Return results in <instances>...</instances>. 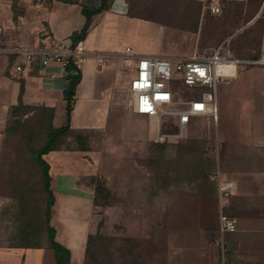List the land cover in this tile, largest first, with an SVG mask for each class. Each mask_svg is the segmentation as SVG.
Returning <instances> with one entry per match:
<instances>
[{"label": "crops", "instance_id": "0c3cea01", "mask_svg": "<svg viewBox=\"0 0 264 264\" xmlns=\"http://www.w3.org/2000/svg\"><path fill=\"white\" fill-rule=\"evenodd\" d=\"M101 4L102 0H0V141L4 139L10 111L20 103L21 96L24 103L52 109L55 127L66 125L65 94L75 76L58 63L44 66L34 62L16 77L11 73L16 59L12 49L51 47L54 39H61L67 46L83 41L87 53L73 101L71 128L107 132L106 180L111 194L108 220L110 232L113 227L115 234L121 209L124 208V223L128 221L127 207H144L143 213L148 212V201H143L139 192H147L149 185L157 183L158 175H163L164 152L154 142L158 120L131 108L130 84L137 62L134 54L141 53L132 49L134 54H129V45L118 51L123 27L143 18L130 14L127 0H109L107 9L92 16L86 36L74 42L73 35L87 22L84 8L97 9ZM250 78L242 73L239 80L222 84L220 118L216 123L207 115L197 116L184 136L172 141V172L188 177H179L155 200L163 216L161 228L166 222L171 264H220L219 181L234 184L230 204L259 208L264 198V103L260 102L261 88L249 83ZM44 157L51 165L55 193L51 225L56 229V239L71 250L69 264H84L88 238L98 233L101 225L100 214H95L94 209L95 187L86 179L91 174L105 175V166L99 162L95 170H88L85 151L79 149H56ZM204 172L213 174L211 183L192 178ZM232 216L242 223L251 222L253 226L246 230L256 228L254 215H241L238 210ZM0 264L58 261L55 249L47 242L0 245Z\"/></svg>", "mask_w": 264, "mask_h": 264}, {"label": "rangeland", "instance_id": "374dc122", "mask_svg": "<svg viewBox=\"0 0 264 264\" xmlns=\"http://www.w3.org/2000/svg\"><path fill=\"white\" fill-rule=\"evenodd\" d=\"M127 2L130 14L143 19L133 20L123 27L124 33L118 39V51L122 52L129 45L136 53L184 57L205 53L214 46L225 43L231 49L233 59L240 60L237 65L227 66L232 72L227 82L239 80L242 73H247L251 77L249 83L261 88L260 102L264 103V66L245 62L258 59L262 51L264 0ZM213 5H218L220 12H214ZM221 52L225 53L224 50ZM72 72L78 74L76 69ZM238 74L240 75L237 77ZM130 77L129 74L127 78ZM222 84L224 83H220L218 88L219 108ZM175 86L176 98H187L194 92L180 79ZM15 107L9 114V127L4 139L0 141V245H42L49 242L50 194L44 189L42 166L37 163L35 153L47 142L48 131L53 122V110L45 105L24 103L23 100ZM141 115L157 119L148 114ZM207 116L212 122H217L212 116ZM162 121L165 133L173 130L172 124H178L177 116L173 115H164ZM78 134L80 135L73 132L63 134L59 137L57 147H88L85 158L90 168L87 169L95 170L99 162L105 166V177H91V174L86 179L97 187L94 209L95 214H100L101 225L99 232L88 238L84 264H171V246L166 222L161 228L163 216L160 217V208L155 202L161 197V191H140L141 199L148 201L146 215L143 213L144 207H127L128 221L124 223V208L121 209L117 232L114 234L112 227L111 233L108 220L111 194L109 196L106 180L107 132L89 129ZM162 145L165 154L163 175L166 189L178 179L172 177L171 144ZM196 177L198 176H192L194 179ZM130 195L132 198V192ZM263 204L264 198H261L260 209L248 208L244 212L247 216L254 215L257 224L253 230L245 229L253 226L251 222L242 223L238 217L228 214L237 222V231L227 235L230 240L226 245L231 250L235 264H264ZM131 215L133 220H130ZM256 216L258 217L255 218ZM217 244L219 246L218 242ZM224 253L225 251L220 252V264L226 263L229 257L228 253Z\"/></svg>", "mask_w": 264, "mask_h": 264}, {"label": "built area", "instance_id": "2783aa9c", "mask_svg": "<svg viewBox=\"0 0 264 264\" xmlns=\"http://www.w3.org/2000/svg\"><path fill=\"white\" fill-rule=\"evenodd\" d=\"M214 12H220L218 5H213ZM1 35V28H0ZM224 50L225 53H222ZM16 59L11 66V73L18 77L29 65L41 62L44 66L52 62L60 64L64 69L82 68L86 59V47L83 41L67 46L61 39H54L51 47L19 46L12 49ZM129 54H134L131 47ZM137 58L136 72L131 80V106L139 114H148L158 120L156 141H177L185 134L193 117L210 115L218 121V88L225 83L231 73L221 72L223 63L240 60L233 59L232 51L225 43L218 44L205 53L184 57H171L161 54H134ZM103 62V59H99ZM250 64L264 66V44L258 59L246 60ZM191 88L194 92L187 98H176V81ZM164 115L177 116L178 124H172L171 132H164L162 121ZM220 236L218 243L224 252V236L227 232L237 230L236 219L225 213L224 207L228 198L234 193V184L228 181L218 182ZM224 264H226L224 262Z\"/></svg>", "mask_w": 264, "mask_h": 264}, {"label": "trees", "instance_id": "16d2710c", "mask_svg": "<svg viewBox=\"0 0 264 264\" xmlns=\"http://www.w3.org/2000/svg\"><path fill=\"white\" fill-rule=\"evenodd\" d=\"M108 3H109V0H102L101 6L99 8H97V9H90V8H86V7L84 8V12L87 15V22H86V25L83 27V29L81 31L76 32L73 35L74 42H77L78 40L83 39L86 36V34H87V32H88V30L90 28V25H91L92 16L94 14H97V13L107 9ZM73 69H75V68L74 67H70L69 68V70H71V71H73ZM80 79H81V71L78 70V74H76L74 76V79L71 81L69 88L66 90L65 96H66V99L68 100V108H67L68 122H67V124L64 125V126H61V127H55L54 123L52 122L51 128L48 131L47 142L40 149H38L36 151V153H35L37 163L42 166V175H43L44 189L50 194V200H49L48 208H49V212L51 211V215H52L53 206L55 204V193H54V190H53L52 185H51L52 184V175L50 173L51 165L48 162V160L45 159L44 155L49 153L50 151L56 150V149H79V150H83V151L88 150V147H83V146L76 147V148H60V147H57V143H58L59 137L62 136L63 134L73 132V133L77 134V136H79L80 134H78V133L85 132V131H77V130H74V129L71 128V113H72V109H73V101L75 100L77 85L80 82ZM131 98H132V95H131ZM21 101H22V96L20 98V102ZM15 108L16 107L14 106L11 109L10 112H12ZM131 108H132V106H131ZM137 114H139V113H137ZM219 118H220V115H219ZM8 127H7V129H8ZM7 129H6V131H7ZM154 142L158 146L161 145L162 146V150H163V145L162 144H164V143L172 144V141H170V140L156 141L155 140V136H154ZM163 152H164V150H163ZM164 158H165V154H164ZM97 175L105 177L104 174H97ZM195 175L198 176V177H196V179H199V181L203 180L202 182H205V183L206 182H210L211 183L212 180H213V174L210 173V172H204V173L195 174ZM93 176H96V175H92L91 177H93ZM201 176H203V178ZM172 177H175V179H178L180 177L179 178L180 180H186L188 176L187 175L184 176L181 173L180 176H174L173 175ZM171 181H173V180L171 179ZM224 181H227V180H224ZM164 184H165L164 175H162V176L158 175L157 183H153L152 186L149 185V188H150L151 191L155 190V191L159 192V191L163 190L165 192V191L169 190L171 188V186H172V183H171L170 188H166L165 189L164 188ZM94 187H95V194H96L97 187L96 186H94ZM231 196L228 198L226 206L224 207L225 213L226 214H230V215H235L236 211L239 210V213L241 215H246V213L244 214V212H246V210L248 208H251V207L250 206H246L244 204L239 206V204L235 203V202L230 204L229 203V199L231 198ZM263 206H264V204H263ZM260 207L261 206L259 205V209H260ZM256 217H258V216H256ZM219 223H220V215H219ZM48 228H49V231H50L49 242L51 243L52 247L55 249V254L57 256L58 264H69L71 262V250L56 239V229H55L54 226L51 225V216H50ZM233 232H235V231L227 232L225 234V236H224V240H225L224 241V251H225L224 254L227 255V253H228V256H229L227 258V260H226V264L227 263L235 264L233 262V261H235V259L233 258L231 250L228 249L227 246H226V245H228V242H229L228 240H230V237L228 238L227 235L230 234V233H233ZM91 235L89 236V238L91 237ZM219 236H220V227L218 228L217 242H218ZM230 245H231V243H230ZM219 249H220V252L223 251L220 245H219Z\"/></svg>", "mask_w": 264, "mask_h": 264}, {"label": "bare ground", "instance_id": "6f19581e", "mask_svg": "<svg viewBox=\"0 0 264 264\" xmlns=\"http://www.w3.org/2000/svg\"><path fill=\"white\" fill-rule=\"evenodd\" d=\"M233 64H236V61H231V62H229V63H223V64L219 67V70H220L221 72L231 73V71H229V70L227 69V66H231V65H233Z\"/></svg>", "mask_w": 264, "mask_h": 264}]
</instances>
